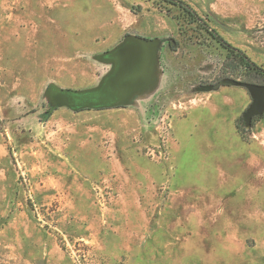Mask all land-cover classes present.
I'll use <instances>...</instances> for the list:
<instances>
[{
    "label": "rangeland",
    "instance_id": "1",
    "mask_svg": "<svg viewBox=\"0 0 264 264\" xmlns=\"http://www.w3.org/2000/svg\"><path fill=\"white\" fill-rule=\"evenodd\" d=\"M212 33L264 69V0H0V264H264V74ZM128 37L147 86L58 104Z\"/></svg>",
    "mask_w": 264,
    "mask_h": 264
},
{
    "label": "water",
    "instance_id": "2",
    "mask_svg": "<svg viewBox=\"0 0 264 264\" xmlns=\"http://www.w3.org/2000/svg\"><path fill=\"white\" fill-rule=\"evenodd\" d=\"M157 49V41L128 37L116 48L98 57L103 62L114 63V70L117 71V73H109L98 87L74 91L60 89L52 85L49 90L58 99L59 105L67 106L75 111L125 104L130 95L141 90L152 81ZM231 83L244 87L252 97V104L244 114V120L248 125L254 117L264 114V86L251 83ZM110 89L117 93L115 103L104 106L89 103L91 99L100 97L105 94V90ZM86 96L88 99H83ZM78 100L85 103L79 104L77 103Z\"/></svg>",
    "mask_w": 264,
    "mask_h": 264
},
{
    "label": "trees",
    "instance_id": "3",
    "mask_svg": "<svg viewBox=\"0 0 264 264\" xmlns=\"http://www.w3.org/2000/svg\"><path fill=\"white\" fill-rule=\"evenodd\" d=\"M168 1L175 2L176 0H168ZM177 2H179L178 4H180L182 6L183 10L187 11L192 18H194L196 20L198 19L197 14L193 11V9L188 4H186L184 1H177ZM212 36L215 39H217L218 42H220L221 45L224 46L226 49L230 50L231 52L237 51L239 54H241L243 59L247 62V64L250 67L255 69L257 72L264 74V69H262L255 62H253L243 51L233 47L230 43H228L224 39H222V37L220 35H218L217 33H212Z\"/></svg>",
    "mask_w": 264,
    "mask_h": 264
},
{
    "label": "flooded vegetation",
    "instance_id": "4",
    "mask_svg": "<svg viewBox=\"0 0 264 264\" xmlns=\"http://www.w3.org/2000/svg\"><path fill=\"white\" fill-rule=\"evenodd\" d=\"M112 66H111V69L108 73H117L116 70H114V67H115V64L114 63H111ZM105 94L101 95L100 97L96 98V99H91L89 101V103H94V104H97V105H101V106H104V105H110V104H113L117 101V96H116V92L112 89L110 90H105L104 91ZM79 104H83L85 102H83L82 100H78ZM106 108H109V107H106ZM103 109V108H102Z\"/></svg>",
    "mask_w": 264,
    "mask_h": 264
}]
</instances>
